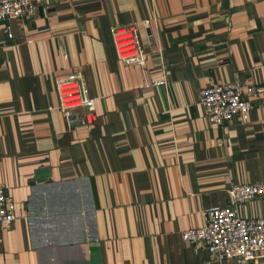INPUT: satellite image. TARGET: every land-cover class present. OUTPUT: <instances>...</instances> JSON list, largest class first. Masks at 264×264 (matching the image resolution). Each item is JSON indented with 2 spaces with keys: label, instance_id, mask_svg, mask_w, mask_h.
I'll use <instances>...</instances> for the list:
<instances>
[{
  "label": "crops",
  "instance_id": "obj_1",
  "mask_svg": "<svg viewBox=\"0 0 264 264\" xmlns=\"http://www.w3.org/2000/svg\"><path fill=\"white\" fill-rule=\"evenodd\" d=\"M124 24L144 66L116 54L110 27ZM66 72L94 99L93 126L58 110ZM236 78L264 85V0H48L0 21V183L15 207L0 264H234L181 232L231 182H264V94L222 126L199 102ZM239 211L264 218V195Z\"/></svg>",
  "mask_w": 264,
  "mask_h": 264
},
{
  "label": "built area",
  "instance_id": "obj_2",
  "mask_svg": "<svg viewBox=\"0 0 264 264\" xmlns=\"http://www.w3.org/2000/svg\"><path fill=\"white\" fill-rule=\"evenodd\" d=\"M48 0H0V21L31 18L39 5ZM11 38L9 26L4 27ZM114 47L123 64L144 66L146 53L140 31L134 24L110 27ZM165 84V80L157 81ZM57 108L70 124L93 126L97 120L94 99L89 95L78 72H66L54 77ZM264 94V85H252L238 78L228 83H212L199 92L208 122L222 126L234 117L247 118L252 98ZM228 201L223 206H211L203 211V224L181 232V238L197 252L206 250L216 261L230 260L234 264H255L264 257V218H247L240 214L242 203L264 195V182H231L226 189ZM14 203L0 183V226L8 227L15 219Z\"/></svg>",
  "mask_w": 264,
  "mask_h": 264
}]
</instances>
